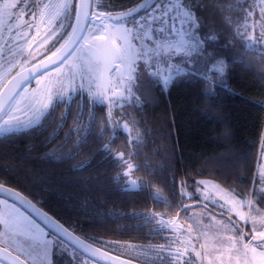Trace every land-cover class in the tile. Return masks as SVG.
<instances>
[{
	"label": "trees",
	"instance_id": "trees-1",
	"mask_svg": "<svg viewBox=\"0 0 264 264\" xmlns=\"http://www.w3.org/2000/svg\"><path fill=\"white\" fill-rule=\"evenodd\" d=\"M141 1L97 5L103 12H121ZM182 2L199 18L204 36L214 31L206 49L227 63L223 83L209 92L199 74H184L167 89L147 77L138 81L141 101L116 110L139 135L140 142L132 144L131 133L112 123L114 111L109 121L104 103L88 95L59 102L28 129L0 134V182L88 240L131 242L163 239L146 212L184 209L189 200L184 190L194 199L200 178L250 193L264 138V45L247 48L236 29L246 21L241 7L252 13L247 20H255L262 17L261 6L258 0ZM105 146L132 161L137 188L120 176L125 166Z\"/></svg>",
	"mask_w": 264,
	"mask_h": 264
},
{
	"label": "snow or ice",
	"instance_id": "snow-or-ice-1",
	"mask_svg": "<svg viewBox=\"0 0 264 264\" xmlns=\"http://www.w3.org/2000/svg\"><path fill=\"white\" fill-rule=\"evenodd\" d=\"M261 3L264 4V0H261ZM64 7L67 9L68 4L65 3ZM6 9H16L19 12V16L16 13H11L10 19L16 18L19 20L20 17L26 14H30L35 18L36 15L33 9H29V0H5L3 7L0 8V20H2ZM25 9H29V11L26 13ZM140 9H143L146 13V15L140 16V21H143L142 23L137 21L134 16V13H139ZM241 12L245 20L252 15L251 12L243 7H241ZM102 15L110 20L112 19V14L106 13L97 14L96 20H100ZM120 15L123 17H133V28L129 29L125 26L121 35L111 37L108 35V26L102 23L100 24V29L104 33L102 35H97L87 26L80 27L79 13L74 15L75 22L69 25L71 32H65V25L63 21H60L52 28L51 35L59 36L60 39H64L66 36L67 39L65 43L61 44L47 58L48 63L41 61L40 68L36 69L37 72L40 75H45L48 71L55 70L56 67L75 57L77 52L86 49L87 64L84 67V71L87 72L91 80L96 82L93 95L100 103H104L109 108V121L111 120V106L115 105L123 108L124 103L134 97L133 88L138 87L137 82L142 81L145 77L153 79L164 89H167L176 79L184 74H199L203 77L206 89L209 92L215 89L218 82H224L228 70L227 63L205 47L206 41L215 39V36L212 34L202 36L200 34L199 18L191 7L187 6L182 0H154L153 3L145 0L138 8L129 9ZM41 16H43V13H41ZM261 16L264 18V7H261ZM85 22L87 24L88 17H85ZM92 22L95 23L96 21ZM116 22L117 24L120 23L119 18H117ZM25 24L29 30L33 27V25L27 24V22ZM154 25H167V30L164 27H153ZM248 28L249 25L245 23L236 29V35L244 41L245 46L252 48L256 44L264 45V30L257 36L250 35ZM77 32H79L78 35L76 34ZM18 34L22 35L25 39L27 38L26 32ZM118 41H122V43H118ZM133 41L137 43H133ZM44 42L47 43L48 41L45 40ZM177 56L183 58L181 62H175ZM54 57L56 59H53ZM209 65L210 67H207ZM22 72L23 69L11 81L3 85V88L7 89V92L0 90V132L13 131L20 127L29 126L34 120L38 121L45 115L46 111L54 106V98L50 94L47 96V102L34 97L29 99L24 95L27 91L26 85L31 73L22 75ZM211 72H214L215 75L208 74ZM106 73L109 74L107 77ZM71 83L72 81L69 82L67 88L69 100L71 99L72 91ZM82 85L83 77H81ZM224 86L226 87L227 85L225 84ZM58 95L63 99L62 94ZM135 99L137 102L139 101V97H135ZM21 104H25L26 109L33 110V118L27 121L20 119L17 113L25 111V109L20 107ZM37 104L40 107L34 108V105ZM3 117H7V119H3ZM117 124L131 133L132 128L129 126L128 121H118ZM109 127H111V124ZM139 142L138 133L136 136H129V144ZM105 147L111 159L118 166L123 165L131 169L132 165L128 163L124 153H118L107 146ZM120 176L127 178L128 172H121ZM157 199H160L159 195H157ZM184 211H188V206H184ZM0 223H3L5 228L9 227L7 221H0ZM256 225L257 220L253 218L252 232L254 235L250 236L249 242L243 244L242 248H236L234 243L228 246L226 251L229 256V262L233 259L232 252L235 251L236 264H241V260L242 264H264V250L258 251V248L264 249V230L257 231ZM260 227L264 229V218L260 220ZM158 230L175 231L176 229L165 228L164 222L158 221ZM189 231H191V226H189ZM65 234L70 239L80 243L94 257L99 254L110 261H118L120 259L118 256H110L107 252L101 253L99 248L84 245L82 241H79V238L74 237L67 230H65ZM18 235L25 237L29 253L35 252L34 238L30 230L21 231ZM243 235L242 233L241 239ZM229 239L234 241L235 237H230ZM253 241H255V244H253ZM49 245L64 252L67 249L63 248V241H59V238L46 242L42 255L46 260V264H53L51 259L52 251ZM158 247L162 251L167 252L169 264H193L194 258L189 255L188 247H184L183 249L176 247L174 252L172 251L171 243L159 245ZM201 247L203 248L204 245H201ZM21 251H24L23 246H21ZM75 251L76 249L73 247L72 252L68 253L70 259H74L73 254ZM192 251L195 253L196 258L201 256V253L196 251L194 247ZM223 255L224 253H221V256ZM15 259L18 261V264H26V261L20 260L19 257ZM121 264H127V262H121ZM221 264H223L222 260Z\"/></svg>",
	"mask_w": 264,
	"mask_h": 264
},
{
	"label": "rangeland",
	"instance_id": "rangeland-1",
	"mask_svg": "<svg viewBox=\"0 0 264 264\" xmlns=\"http://www.w3.org/2000/svg\"><path fill=\"white\" fill-rule=\"evenodd\" d=\"M66 1L67 0H59V2L56 3L55 9L57 8V12L64 11V5ZM257 3L258 5L260 4L261 7H264V4L261 3V0H258ZM245 23L249 25L248 32L250 35L258 36L259 33L264 30V27H262L264 26V18L262 17L255 20L248 19L244 21L242 25ZM125 26L129 29H132V26L127 20H120L119 24H117V22L112 24V36L121 35ZM98 27L99 25L94 23H90L89 25V28L93 32H95L97 35H101L102 30ZM7 31L8 27L6 26V23L3 20H0L1 41L6 37ZM200 34L204 36L202 33ZM208 34L214 35V31H211ZM209 41L210 40L206 41V48L208 47ZM118 43H122V41H118ZM133 43L137 42L133 41ZM60 44L61 42H59L51 52L56 50ZM0 47L1 86L2 82L8 79L10 74L13 73L12 69L18 59H12V55L8 58H5V54H3V52L6 48H3L1 44ZM218 58L223 59L221 56ZM7 59L10 61L9 64H7ZM29 59H31L30 56H27L25 59H23L18 69L24 67L23 64L29 63ZM182 59V57L177 56L175 58V62H181ZM86 64L87 57L85 56V50L79 51L76 53L75 57L69 59L61 66L56 67L55 70H51L47 72V74L38 77L35 80V87L32 90L27 88V91L24 93V95L26 96V94H32L34 98H37L43 102H47V96L50 94L54 98V103L62 100L68 101L69 93L67 88L69 82L72 81L71 97L77 93H83L88 95L93 102H99L93 95L96 82L91 80L87 72L84 71ZM16 68L17 67L14 69ZM81 77H83L82 86ZM133 92L134 97H132L128 102L124 103V106L131 103H139L141 101V95L137 87L133 88ZM58 94H62L63 99H61ZM28 97L33 98L30 96ZM135 97H139L138 102L136 101ZM20 107L25 109L23 113H17L21 120L27 121L34 117L33 110L26 109L25 104H21ZM39 107L40 105L38 104L34 105V108ZM118 108L119 107L115 105L111 106V112L114 111L112 123L114 122L118 129H122L123 127H120L117 122L128 121L129 126L132 128L131 136H136L137 131L134 129L133 123L130 122V119L127 116H125L124 112L118 113V111H116ZM49 110L46 111L45 114L48 113ZM36 115H38V113H36ZM3 119H7V117H3ZM22 128L24 127H20L13 131H19ZM8 132H0V134ZM128 161L129 164H133L131 160ZM125 169L129 170L130 173V169L126 167L124 170ZM199 184L200 185L197 190L198 196H195L194 199H190L194 196L193 193H191L189 190L184 191L186 198L189 199L186 203L188 206H192L194 204L202 205L189 207L188 211H184L183 208L172 210L170 207H166V210H152L146 212L147 220L154 222L157 229L158 221H163L165 228L167 227V224L170 223L169 221H173L177 224V230L166 231L170 235L169 238L165 239L163 242H160L162 239L157 240V238L149 242L139 241V246L142 249L148 250V252L151 254L149 256V261L158 264H169L167 252L162 251L158 246L168 245L171 243L172 249L176 245H179L182 248L188 247L189 255L194 258L193 264H210V262L211 264H221V260L223 261V264H236L235 251L232 252L233 259L231 262H229V256L226 251L228 246L234 243L236 248H242L243 244L249 242L250 236L254 235L252 232L253 218H256L257 220V231L264 230L260 227V220L264 218V138L258 155L257 180L252 186L255 187L253 189L255 190V193L253 190L246 194L236 188H227L213 178H200ZM156 194L162 196V193L159 191H157ZM0 221H7L9 224V227L5 228L3 223H0V241L13 248L18 254H24L26 258L31 259L32 261L38 264H46V260L42 255L43 248L46 242L53 241V239L56 240V236L48 234L47 230L17 203L3 198H0ZM189 226H191V231H189ZM29 230L34 238L33 243L35 245V252H32L31 254L29 253V249L25 243V237L18 235V233L21 231ZM242 233L244 235L241 239ZM178 236L181 237L182 242L179 241ZM230 237H235V240H230ZM153 241L156 242L153 243ZM144 242L149 244L147 246H143L144 244L141 243ZM129 244L132 246V249H135V245L133 243L130 242ZM253 244H255V241H253ZM201 245H204V247L202 248ZM21 246L24 247V251H21ZM49 247L52 251L51 259L53 256L54 261H57L60 256L65 255L64 251H61L58 248H53L51 245H49ZM193 247L196 251L201 253L199 258L195 257V253L192 251ZM221 253H224V255L221 256ZM0 264L7 263L0 260Z\"/></svg>",
	"mask_w": 264,
	"mask_h": 264
},
{
	"label": "flooded vegetation",
	"instance_id": "flooded-vegetation-1",
	"mask_svg": "<svg viewBox=\"0 0 264 264\" xmlns=\"http://www.w3.org/2000/svg\"><path fill=\"white\" fill-rule=\"evenodd\" d=\"M2 2H5V0H0V8H2L4 5V3ZM58 2L59 0H29V9H33L35 11L36 13L35 18H33L30 14H26L23 17H20L19 20H17L16 18L10 19L9 17L11 13H16V15L19 16V12L16 9H6L5 10V14L3 15L2 20L6 23V26L8 27V31H7L6 37L2 41L0 40V44L3 48H6L5 51L3 52V54H5V58H8L12 55V59L13 58L18 59V61L16 62V64H14V67L12 69L13 73L19 68V65H21L22 60L25 59L27 56H30L31 59H29L28 61L29 63H26V64L33 63L43 58L47 54H49L58 45V43L62 41V39H60L59 36L51 35V30L56 24H58L60 21H63L65 25L64 31L65 32L69 31L70 29L69 25L72 24V21H74V15L76 14L78 0H67L66 1V3L68 4L67 9H64V11H59V12H57V8L55 9L56 3ZM97 3H98V0H94L93 9H92L93 16L91 18L90 23H93L92 21H96L94 24H98L99 29H100L101 23L103 25L109 24L111 28V33H112V24H114L117 20L113 18L110 20L107 17L102 18V16L100 17V20H96V15L106 14V13H111L112 15H114L116 13H119V10H115L113 12H107V11L103 12L102 10L98 8ZM29 9H25V12L27 13ZM41 13H43V16H41ZM127 21L131 24L133 21V17L127 19ZM25 22H27V24L33 25V27L29 30ZM25 32L27 33L26 39L22 35L18 34V33H25ZM102 34H104L103 31L101 35ZM45 40H47L48 42L45 43L44 42ZM7 61H8L7 64H9L10 63L9 59H7ZM26 64H23V65H26ZM15 67L17 68L14 69ZM12 74H10L8 79L11 77ZM40 76L42 75L37 76L32 82L27 84L26 87L32 90L35 87V80ZM8 79L2 82L0 86V90L2 89L3 85L7 82ZM78 95H86V94L77 93L73 95L70 100H74ZM26 96L33 97L32 94H26ZM62 101L55 102L54 106L57 103L62 102ZM51 110L52 108L49 110L48 113L42 116L38 121L34 120V122L31 125L39 122L40 120H44V118L50 113ZM31 125L26 126L22 128L21 130H26ZM129 180H130V177L128 181ZM169 222L170 223L167 224L166 228L168 229L176 228L177 230V224L173 221H169ZM39 224L47 230L48 234L52 236H56V238H59L60 241H63V247L64 249H67V252H65V255L60 256L57 261H54V257L52 256L53 264H105V263H102L90 257L83 251L77 249L76 247L68 243L67 241L60 238L58 235L51 232L41 223ZM156 231L158 232L159 235H161V237H163V239L160 242H163L165 239L169 238L170 234L168 232L160 231L157 228H156ZM52 236L51 238L53 239ZM178 239L180 242H182V239L180 236H178ZM89 241H91L92 243L108 251H111L123 257L132 259L134 261L142 262L145 264H152V263L158 264V263L149 261V256L151 254L148 252V250L142 249L139 246L140 242L122 241L119 239H104V238H96V237L90 238ZM130 242L135 245V249H132V246L129 244ZM146 242H149V241H146ZM146 242L141 243V244H144L143 246H147L149 243H146ZM155 242L156 241H153V243ZM0 243L6 246L4 242L0 241ZM73 247L76 249V251L73 254L74 259H70L68 253L72 252ZM176 247H180L181 249H183L181 246L176 245L172 249L173 252L175 251ZM21 255L25 259H27L31 264H38L32 261L31 259L26 258L24 254H21Z\"/></svg>",
	"mask_w": 264,
	"mask_h": 264
},
{
	"label": "water",
	"instance_id": "water-1",
	"mask_svg": "<svg viewBox=\"0 0 264 264\" xmlns=\"http://www.w3.org/2000/svg\"><path fill=\"white\" fill-rule=\"evenodd\" d=\"M152 1L153 0H149V3H151ZM144 2H145V0H142L139 4H137L136 6L130 8V9L138 8L139 5L143 4ZM93 4H94V0H78L76 13H79V15H80V27H85V26L88 27L89 26V23H90V20L92 17ZM126 11L127 10L116 13V14L112 15V18L115 20H117V18H119V20L130 18L131 16L123 17L120 15L121 13H124ZM141 11H143V9H140V12ZM136 14H138V13H134V16ZM85 17H88L87 24L85 22ZM102 18H106V16L102 15ZM106 26H108V35L111 37L112 33H111L110 25L106 24ZM68 32H71V29ZM76 34L78 35L79 32H77ZM66 39H67V37L65 36L64 39L61 41V44L65 43ZM60 45L57 48H59ZM69 47H71V45H69ZM54 51H56V50H54ZM51 53H49L45 57L39 59L38 61L31 63V64H28V65H25L24 67H21L20 69L15 71L12 74V76L7 80V82L5 84H7L9 81H11L13 79V77H15L17 75L18 72H21L22 69H23L22 75H28L29 73H31L29 81L27 82V84H29L37 76L40 75L36 69L40 68L41 61H43L44 63H48L47 58L51 56ZM53 59H56V58L54 57ZM109 66H111V65H109ZM105 75L107 77L109 74L106 73ZM1 90H3L4 92H7V89H5L3 87ZM127 172L129 174V170H127ZM130 181H132L130 183H131V186L133 188L138 187V182L136 180L131 179ZM0 196H3L9 200H12V201L18 203L25 210H27L35 219H37L41 224H43L46 228H48L51 232L58 235L60 238L67 241L68 243H70L71 245L76 247L77 249L83 251L84 253H86L90 257H92V258H94V259H96L102 263H105V264H121V262H127V264H145L142 262L134 261L132 259L123 257L119 254L108 251V250L92 243L91 241H89L88 239L79 235L77 232H75L70 227L65 225L62 221H60L57 217H55L53 214L48 212L46 209L41 207L32 198H30L29 196H27L26 194H24L20 190L12 187L10 185H7L3 182H0ZM65 230H67L68 233H71L74 237L79 238V241H82L84 243V245H91L93 248H99L101 250V253L107 252L110 254V256H113V257L118 256L120 259L118 261H110L108 259L101 257L99 254H97L94 257L92 255V253L90 251L86 250V248L82 247V245L80 243H78L76 240L70 239L65 234ZM16 257H19L20 260L26 261V264H31L27 259H25L23 256H21L17 252H15L13 249H11L5 245H2L0 243V260H2L3 262H5L7 264H18V261L15 259Z\"/></svg>",
	"mask_w": 264,
	"mask_h": 264
},
{
	"label": "built area",
	"instance_id": "built-area-1",
	"mask_svg": "<svg viewBox=\"0 0 264 264\" xmlns=\"http://www.w3.org/2000/svg\"><path fill=\"white\" fill-rule=\"evenodd\" d=\"M142 15H146V13L144 12V13H142V14H140L138 17H137V21H139L140 23H142L143 21H140V16H142ZM138 26V25H137ZM153 27H164L166 30H167V27H165V25H154Z\"/></svg>",
	"mask_w": 264,
	"mask_h": 264
},
{
	"label": "crops",
	"instance_id": "crops-1",
	"mask_svg": "<svg viewBox=\"0 0 264 264\" xmlns=\"http://www.w3.org/2000/svg\"><path fill=\"white\" fill-rule=\"evenodd\" d=\"M260 250H264V249H259V248H258V251H260ZM250 255H251V253H250Z\"/></svg>",
	"mask_w": 264,
	"mask_h": 264
}]
</instances>
